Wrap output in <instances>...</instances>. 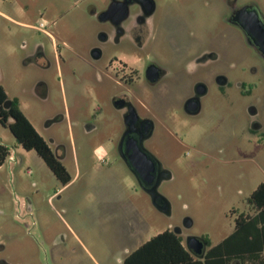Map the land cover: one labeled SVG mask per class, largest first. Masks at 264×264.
Wrapping results in <instances>:
<instances>
[{
	"label": "rangeland",
	"instance_id": "1",
	"mask_svg": "<svg viewBox=\"0 0 264 264\" xmlns=\"http://www.w3.org/2000/svg\"><path fill=\"white\" fill-rule=\"evenodd\" d=\"M98 1L0 0V84L55 153L65 147L60 158L72 178L64 186L0 124V144L13 158L0 168V264H120L165 231L186 248L191 237L212 247L240 214H254L248 199L264 183V135L251 139L249 112L256 106L264 126L263 66L224 16L227 3L264 0H155L150 56L169 76L151 87L143 62L134 90L156 124L153 152L170 174L158 191L170 213L139 187L119 152L124 120L113 100L121 87L106 70L116 49L93 56L103 31L90 14L104 5ZM42 23L50 36L32 28ZM205 52L217 59L195 65ZM199 84L207 90L202 111L187 116ZM169 133L184 145L173 147Z\"/></svg>",
	"mask_w": 264,
	"mask_h": 264
},
{
	"label": "flooded vegetation",
	"instance_id": "2",
	"mask_svg": "<svg viewBox=\"0 0 264 264\" xmlns=\"http://www.w3.org/2000/svg\"><path fill=\"white\" fill-rule=\"evenodd\" d=\"M97 3H103L104 5L101 8L96 4L91 5L90 14L101 23L103 31L99 35L100 45L94 48L93 56L96 60H101L106 55V47L112 46L116 49V52L110 57L106 70L109 72V78L121 87L113 100L115 108L122 112L124 120V127L118 144L119 152L128 166L135 144L145 151L155 163V185L159 184L156 188L159 192V187L165 180L170 179V174L153 152V140L157 132L156 124L144 111L142 95L134 90L136 80L140 79V72L136 70L135 66L143 62L146 63L144 76L151 87H157L169 76V71L150 56V45L156 29L159 6L155 0H99ZM225 10L224 21L231 29L244 36L261 61L264 74V53L249 41L242 28V24H254L257 15L264 21V5L261 3H237L235 1L234 3H227ZM254 28L256 29V27ZM46 34L50 36L48 32ZM257 34L260 33L257 32ZM36 50L37 56L47 59L42 46H38ZM215 59H217V55L205 52L195 60V65L204 64ZM46 61L48 66H51L49 59ZM155 71H158V79L152 81L153 72ZM254 73H258V69L255 68ZM229 85V81L224 84L225 87ZM240 87L243 88L244 84H241ZM206 93L207 90L204 84L196 86L194 94L186 100L183 107L187 116H196L201 113L202 100ZM251 94L252 90L243 95ZM249 115L252 121L249 135L251 139H260V133L264 135L262 132L264 126L259 120V111L256 106H251ZM169 134L173 137V147L184 145L183 139L177 138L176 134ZM135 178L139 187L150 195L152 186L140 184L138 178L136 176ZM242 215L244 214H240L236 220ZM126 258L120 264H124Z\"/></svg>",
	"mask_w": 264,
	"mask_h": 264
},
{
	"label": "trees",
	"instance_id": "3",
	"mask_svg": "<svg viewBox=\"0 0 264 264\" xmlns=\"http://www.w3.org/2000/svg\"><path fill=\"white\" fill-rule=\"evenodd\" d=\"M0 124L26 151H35L64 186L72 181L62 159L23 113L19 101L10 99L1 84ZM7 158H11L10 149L0 144V168ZM248 204L254 214L236 220L235 229L227 238L212 247L205 240L204 259L188 251L179 235L165 231L131 252L124 264H264V183L252 193Z\"/></svg>",
	"mask_w": 264,
	"mask_h": 264
},
{
	"label": "water",
	"instance_id": "4",
	"mask_svg": "<svg viewBox=\"0 0 264 264\" xmlns=\"http://www.w3.org/2000/svg\"><path fill=\"white\" fill-rule=\"evenodd\" d=\"M255 21L256 22H254V24L249 23L250 25L242 24V28L244 29L249 41L264 53V21L259 15H257V19ZM253 26L256 27V29ZM257 32L260 34L258 35ZM156 79H158V71L153 72L152 81ZM128 167L138 178L140 184L152 186L150 190V197H152L153 202L157 206H160L163 211L170 213L168 202L159 192H157L156 189L158 188L159 184L155 185V163L148 156V154L136 144L133 153L130 156V164H128ZM187 249L194 256L200 259H204L207 252V246L204 241L196 237H191L188 239Z\"/></svg>",
	"mask_w": 264,
	"mask_h": 264
},
{
	"label": "crops",
	"instance_id": "5",
	"mask_svg": "<svg viewBox=\"0 0 264 264\" xmlns=\"http://www.w3.org/2000/svg\"><path fill=\"white\" fill-rule=\"evenodd\" d=\"M5 17H6V18H9L8 16H5ZM65 150H66L65 147H63V145H61L60 148H59V151H58L59 154H57V155H58L59 157H62L61 155H63V153L66 152ZM60 154H61V155H60ZM65 156H66V155L64 154L63 157H65ZM10 160H13L12 157H11ZM235 226H236V223H235ZM235 226H234V229H235ZM234 229H233V231H234ZM233 231H232V232H233ZM229 235H230V234H229ZM229 235H228V236H229ZM228 236H227V237H228ZM227 237H225V238H227ZM225 238H224V239H225ZM224 239H223V240H224Z\"/></svg>",
	"mask_w": 264,
	"mask_h": 264
},
{
	"label": "built area",
	"instance_id": "6",
	"mask_svg": "<svg viewBox=\"0 0 264 264\" xmlns=\"http://www.w3.org/2000/svg\"><path fill=\"white\" fill-rule=\"evenodd\" d=\"M32 28L37 29V30L42 31V32H45V25L43 23L38 25V26L32 27ZM45 33H47V32H45Z\"/></svg>",
	"mask_w": 264,
	"mask_h": 264
}]
</instances>
